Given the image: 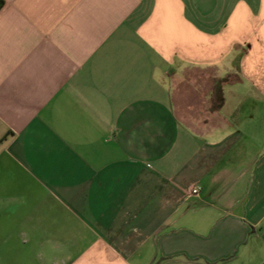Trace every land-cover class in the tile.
Returning a JSON list of instances; mask_svg holds the SVG:
<instances>
[{"label":"crops","instance_id":"0c3cea01","mask_svg":"<svg viewBox=\"0 0 264 264\" xmlns=\"http://www.w3.org/2000/svg\"><path fill=\"white\" fill-rule=\"evenodd\" d=\"M0 264H264V0H0Z\"/></svg>","mask_w":264,"mask_h":264},{"label":"built area","instance_id":"2783aa9c","mask_svg":"<svg viewBox=\"0 0 264 264\" xmlns=\"http://www.w3.org/2000/svg\"><path fill=\"white\" fill-rule=\"evenodd\" d=\"M192 193L194 195H200L201 193V187L200 186H195L193 189H192Z\"/></svg>","mask_w":264,"mask_h":264}]
</instances>
